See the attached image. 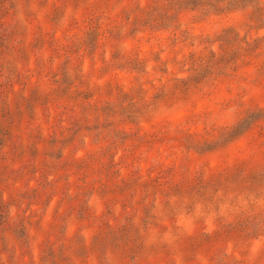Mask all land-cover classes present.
Segmentation results:
<instances>
[{
    "label": "rangeland",
    "instance_id": "rangeland-1",
    "mask_svg": "<svg viewBox=\"0 0 264 264\" xmlns=\"http://www.w3.org/2000/svg\"><path fill=\"white\" fill-rule=\"evenodd\" d=\"M216 1L0 0V264H264V0Z\"/></svg>",
    "mask_w": 264,
    "mask_h": 264
},
{
    "label": "trees",
    "instance_id": "trees-1",
    "mask_svg": "<svg viewBox=\"0 0 264 264\" xmlns=\"http://www.w3.org/2000/svg\"><path fill=\"white\" fill-rule=\"evenodd\" d=\"M226 0H217L216 1V3L218 4V5H225L226 6V8H229L230 6H231V2L232 1H234V0H228V1H226ZM236 2L235 3H243V7H244V3H248L249 4V6H250V8H252V10H251V13L249 14V22H251V19L253 18V14H257L258 13V16H260L261 14H260V12H261V6L260 5H257V4H255V5H252L251 6V4H253V0H235ZM258 0H255V3L257 2ZM261 2V1H260Z\"/></svg>",
    "mask_w": 264,
    "mask_h": 264
}]
</instances>
